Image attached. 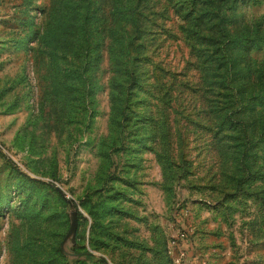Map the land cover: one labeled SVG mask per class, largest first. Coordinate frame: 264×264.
<instances>
[{
  "label": "rangeland",
  "instance_id": "rangeland-1",
  "mask_svg": "<svg viewBox=\"0 0 264 264\" xmlns=\"http://www.w3.org/2000/svg\"><path fill=\"white\" fill-rule=\"evenodd\" d=\"M84 1L0 0V264H264V102L240 111L229 81L208 82L175 0L140 5L142 86L113 82L125 0H95L72 78L57 61ZM230 15L264 32V0Z\"/></svg>",
  "mask_w": 264,
  "mask_h": 264
},
{
  "label": "trees",
  "instance_id": "trees-1",
  "mask_svg": "<svg viewBox=\"0 0 264 264\" xmlns=\"http://www.w3.org/2000/svg\"><path fill=\"white\" fill-rule=\"evenodd\" d=\"M237 1L187 0L186 2H189V4H186L183 0H175L174 2L177 4L176 11L180 12L189 22V25L185 26L184 29L191 37V49L197 56L199 65L203 66L204 71H207L208 82L224 85L222 82L229 81L234 92L238 96H243L241 100L243 107L239 110L244 111L252 109L253 103L256 101L264 102V86L262 83L264 78V54L260 59L252 55L254 50H264V32L257 24H254L256 21L246 22V25H241L238 31L226 28L227 24L225 22L228 18H231V9H234ZM94 3L95 0L84 1L81 10V21H76L79 32L70 31V35L66 36V41L68 40L66 47L73 52L70 54V59L62 63L57 61V65L60 64L61 68L72 71V78L78 79L79 76L77 75L80 74L82 67H86L90 62L88 50L92 47L90 46L91 38L90 32H88V22L91 11L93 9L98 11L97 6H101L98 1L93 6ZM141 4H144V0H125L119 5L115 3L112 7V13L118 25L112 26L113 30L110 32L114 35L111 45V57L121 73L113 75V82L115 81L116 85H125L124 88H135L137 85L142 86L144 84L143 79L145 77L141 75V71L136 64L139 63L140 58L144 61L149 60L148 54L141 52L139 47L144 45V39L135 41V38L141 37L146 31L139 24V17L143 14L140 10ZM120 15H125L126 20H121ZM127 23L132 25L131 31L127 27ZM63 39L65 38L61 36L54 37L47 51L62 55L63 52L58 51L57 48L63 46ZM84 52H86L85 56H83ZM75 69L76 73H74ZM222 76L223 78L220 79ZM248 85L250 86L249 90L245 88ZM111 95L113 99H119V96H122L121 93L116 91ZM117 108L122 110V106L118 104ZM148 115L152 119L154 114L149 113ZM244 126L245 123L243 122L240 128L243 129ZM261 132H264V124L259 128V133ZM243 154L242 152L240 155L242 163L245 162ZM70 202L75 205L74 201ZM81 252L88 256L94 255L87 248Z\"/></svg>",
  "mask_w": 264,
  "mask_h": 264
},
{
  "label": "water",
  "instance_id": "water-1",
  "mask_svg": "<svg viewBox=\"0 0 264 264\" xmlns=\"http://www.w3.org/2000/svg\"><path fill=\"white\" fill-rule=\"evenodd\" d=\"M71 201V200H70Z\"/></svg>",
  "mask_w": 264,
  "mask_h": 264
}]
</instances>
